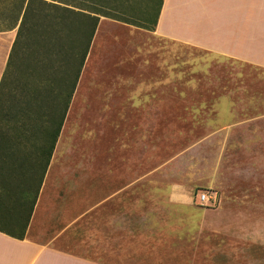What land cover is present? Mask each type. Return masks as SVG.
Segmentation results:
<instances>
[{
    "label": "rangeland",
    "instance_id": "1",
    "mask_svg": "<svg viewBox=\"0 0 264 264\" xmlns=\"http://www.w3.org/2000/svg\"><path fill=\"white\" fill-rule=\"evenodd\" d=\"M157 6L158 0H119L115 11L128 22H143ZM16 30L0 32L7 55ZM27 56L16 61L6 91L10 97L22 96L26 82L29 93L36 90L39 76L29 74L34 55ZM28 129L42 132L44 126ZM9 130L11 136L24 131ZM28 136L27 149L11 148L19 151L8 162H15L18 174L10 168L4 174L10 182L30 180L40 169L36 154L43 134ZM51 162L52 172L75 174V217L99 203L102 189L113 193L135 181L134 191L122 194L123 203L162 202L160 195L169 186L188 189L193 197L214 191L216 205L194 203L227 209L253 240L228 239L212 229L208 246L264 257V69L103 17ZM146 173L155 178L143 179ZM59 221L51 225L59 228ZM99 233L97 207L54 245L100 260Z\"/></svg>",
    "mask_w": 264,
    "mask_h": 264
},
{
    "label": "crops",
    "instance_id": "2",
    "mask_svg": "<svg viewBox=\"0 0 264 264\" xmlns=\"http://www.w3.org/2000/svg\"><path fill=\"white\" fill-rule=\"evenodd\" d=\"M145 26L143 29L163 40L264 69V0H163L155 24ZM2 42L0 81L9 55L4 53L6 44ZM52 164L42 178L25 228L23 221L0 214V264H264V257L220 247L212 250L206 241L212 237V229H220L226 238L235 240H253L252 234L227 209L195 204L199 193L193 197L188 189L169 186L158 203H123L122 194L134 191L136 181L113 193L102 189L99 203L75 217V174L52 172ZM34 172L30 180L36 184L42 174L38 169ZM153 174L142 178L154 179ZM97 207L100 260L54 245ZM56 221L59 228L51 225ZM21 230L22 239L17 238ZM49 235L51 238L44 240Z\"/></svg>",
    "mask_w": 264,
    "mask_h": 264
},
{
    "label": "trees",
    "instance_id": "3",
    "mask_svg": "<svg viewBox=\"0 0 264 264\" xmlns=\"http://www.w3.org/2000/svg\"><path fill=\"white\" fill-rule=\"evenodd\" d=\"M118 1L0 0V32L17 29L0 81V214L23 221L24 228L31 217L42 178L51 162L101 18L146 28V23L155 24L163 3V0H158L155 13L149 12L143 22L134 19L128 22V19H121L115 11ZM30 52L34 55V65L29 74L36 73L39 76L36 90L29 93L31 90L27 86L31 88V83L26 82L28 85L23 86L22 96L16 97L14 93L10 97L6 91L16 61L22 54L28 57ZM44 92L49 95L45 97ZM38 125L44 126V131L28 129ZM14 127L24 131L15 130L14 133L18 134L11 136L7 129L12 130ZM40 133L43 139L40 140L36 157L41 162L40 169H37L42 176L36 184L31 183L28 177L20 179V185L17 181L13 182L14 179L8 181L4 176L9 173L7 168L13 170L14 174L18 172L15 162H8L16 157L19 150L11 148L16 146L21 150L27 149L32 140L28 135ZM21 231L17 238L24 237V230Z\"/></svg>",
    "mask_w": 264,
    "mask_h": 264
},
{
    "label": "built area",
    "instance_id": "4",
    "mask_svg": "<svg viewBox=\"0 0 264 264\" xmlns=\"http://www.w3.org/2000/svg\"><path fill=\"white\" fill-rule=\"evenodd\" d=\"M217 192L214 191H203L198 194V202L203 205H216L218 203Z\"/></svg>",
    "mask_w": 264,
    "mask_h": 264
}]
</instances>
